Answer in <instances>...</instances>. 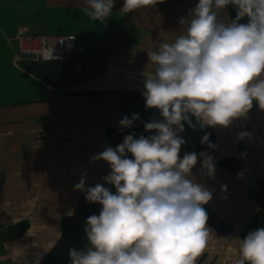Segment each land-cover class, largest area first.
<instances>
[{
	"label": "crops",
	"instance_id": "crops-1",
	"mask_svg": "<svg viewBox=\"0 0 264 264\" xmlns=\"http://www.w3.org/2000/svg\"><path fill=\"white\" fill-rule=\"evenodd\" d=\"M197 3L156 0L124 14L119 12L124 0H116L105 26L83 14V0H0V248L7 260H43L61 235L62 217L79 201L82 191L74 185L84 175L86 187L106 183L109 164L90 157L130 134L119 127L125 116L119 97L78 92L123 87L143 93V73L154 70L147 51L174 41L178 20ZM225 16L232 18L229 8ZM20 28L30 34H75L77 41L63 61H35L18 56L14 37ZM213 128L215 149L201 151L214 157V176L202 172L198 160L190 178L212 191L207 204L233 231L224 235L208 224L214 233L196 264H235L239 244L224 238H242L259 208L247 190L264 176V110L254 102L246 117ZM240 132L250 136L241 141ZM226 155L237 156L238 173L218 164ZM25 222L18 233L16 226Z\"/></svg>",
	"mask_w": 264,
	"mask_h": 264
},
{
	"label": "clouds",
	"instance_id": "clouds-1",
	"mask_svg": "<svg viewBox=\"0 0 264 264\" xmlns=\"http://www.w3.org/2000/svg\"><path fill=\"white\" fill-rule=\"evenodd\" d=\"M156 0H124L120 13L148 8ZM116 0H83L82 12L92 21L107 24ZM235 17L227 19L229 7ZM246 21V22H245ZM179 35L147 51L152 75L143 73L146 107L159 118L144 122L149 135H125L115 148L107 146L90 157L106 161L111 171L101 183L86 187V175L74 185L86 201L102 207L87 218V243L69 249L70 264H196L214 233L204 205L212 191L190 177L198 160L209 177L215 159L208 152H186L181 135L192 129L228 128L246 117L254 102L264 110V0H198L178 20ZM140 120L124 116L121 129ZM250 134L240 132L243 141ZM201 143L215 149L205 134ZM238 242L235 264H264V226ZM9 245L5 243L4 247ZM38 264V261H37Z\"/></svg>",
	"mask_w": 264,
	"mask_h": 264
},
{
	"label": "trees",
	"instance_id": "trees-1",
	"mask_svg": "<svg viewBox=\"0 0 264 264\" xmlns=\"http://www.w3.org/2000/svg\"><path fill=\"white\" fill-rule=\"evenodd\" d=\"M229 10L232 18H234L235 9L230 6ZM78 93L85 95H114L119 97L123 104L125 116H128L129 119L132 118L133 114H138L140 116V120H137L134 126L129 129V133L132 134L135 132L137 138L142 134L145 136L149 135L144 129V122H150L154 117L159 118L158 110L146 107L145 98L138 89L119 87L109 90L80 91ZM205 134L209 135V141L215 145L216 137L213 127H206L201 130L199 127L192 129L185 125V131L181 135L185 139L186 144L181 147V156L186 152H198L209 149L207 144L201 143V139ZM218 164L230 173H238L240 171V163L235 155L221 157L218 159ZM103 185L111 188L113 193L116 192L114 186L108 185L107 183ZM247 193L258 203L259 208L242 230V238L257 227L264 226V176L257 181L255 186L249 187ZM101 207L102 206L98 203H88L85 198V192L82 191L74 210L62 217V232L59 239L39 263L70 264L69 249L73 246L77 249H82L85 246L87 243L85 235L87 218L93 214L99 215ZM204 207L209 217L208 224L212 225L224 235H229L233 231V226L230 222L220 216L208 204L204 205ZM26 225L27 223L25 222L16 226L17 232L21 234L25 230Z\"/></svg>",
	"mask_w": 264,
	"mask_h": 264
},
{
	"label": "built area",
	"instance_id": "built-area-1",
	"mask_svg": "<svg viewBox=\"0 0 264 264\" xmlns=\"http://www.w3.org/2000/svg\"><path fill=\"white\" fill-rule=\"evenodd\" d=\"M14 38L18 43L19 57H28L40 62L65 60L77 41L75 34H30L24 28H20ZM0 264H37V262L9 261L0 248Z\"/></svg>",
	"mask_w": 264,
	"mask_h": 264
}]
</instances>
